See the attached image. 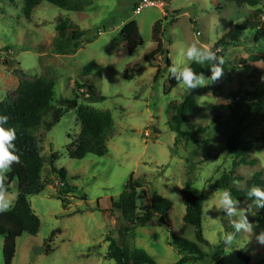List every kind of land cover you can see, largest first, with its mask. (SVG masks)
Instances as JSON below:
<instances>
[{
	"label": "rangeland",
	"instance_id": "374dc122",
	"mask_svg": "<svg viewBox=\"0 0 264 264\" xmlns=\"http://www.w3.org/2000/svg\"><path fill=\"white\" fill-rule=\"evenodd\" d=\"M74 1L79 2V10L41 1L27 17L23 0H0V102L8 104L16 99L21 79L44 77L53 82V99L44 120L62 100L76 96L78 103L107 111L111 119L107 153L102 156H68L66 145L80 131L73 109L64 111L49 130L41 124L35 131L41 153L45 158L51 152L57 155L53 165L67 172L66 181L75 191L66 194L64 207L57 196L59 183L45 164L40 173L43 190L28 197L40 220L39 231L32 236L20 230L11 264H114L105 257V238L111 236L120 242L115 223L124 221L111 201L118 199L131 175L140 184L135 195L137 209L147 206L153 192L170 201L165 214L168 227L154 216L146 226L131 228L120 243L144 249L156 264H171L182 255L169 243L173 232L204 253L201 260L185 264H213L212 256L219 249L222 264H264V246L256 242L255 235L235 232L231 224L232 219L241 218L239 209L245 208L249 220L264 227L259 214L247 201L245 206L238 199L240 204L234 205L237 215L228 217L221 206L224 191L212 186L234 159V154L226 152L227 124L240 129L241 138L255 144L247 155L254 164H239L234 169L232 178L239 179L231 181V188L237 190L255 172L264 182V105L259 111L249 107L264 97V38L254 41L255 29L248 28L224 56L213 47L255 8L262 9L264 18V0L255 5L247 0H162L164 7L146 6L137 13L133 10L136 0ZM61 20L68 22V38L74 29L82 35L64 41L67 51L56 54L53 42ZM130 20L137 22L143 39L132 53L119 36L121 27ZM156 21L160 23L161 53L148 63L144 56L156 48L152 37ZM74 42L79 45L75 51ZM193 43L197 48L207 45L223 58V76L193 90L180 84L169 86L166 57L178 68L195 63L186 56ZM90 62L95 67L85 75L83 70ZM210 65L206 62L202 66ZM83 82L91 83L103 98L91 101L76 85ZM190 91L195 92L196 105L181 125L182 130L193 133L191 141H185L168 123L174 113L171 104L181 103ZM198 127L203 128L199 133L195 132ZM187 181L202 196L201 229L208 245L199 243L195 228L183 221L185 206L180 190ZM258 187L264 190V184ZM7 194L13 204L15 182ZM5 214L0 213V219L15 222ZM255 224L254 234L259 232ZM225 232L235 233L231 245L224 243ZM2 243L0 237V264Z\"/></svg>",
	"mask_w": 264,
	"mask_h": 264
},
{
	"label": "trees",
	"instance_id": "16d2710c",
	"mask_svg": "<svg viewBox=\"0 0 264 264\" xmlns=\"http://www.w3.org/2000/svg\"><path fill=\"white\" fill-rule=\"evenodd\" d=\"M23 1V11L27 17H29L34 6L41 1H46L56 7L66 10H79L80 8L79 2L74 0ZM247 1L252 5L258 3V0ZM136 7L137 2H134L133 10H135ZM262 13L263 11L261 8H255L243 22L234 25L227 30L225 34L219 37L213 45L214 49H219L218 55L224 56L227 48L239 42L244 31L248 28L255 29L253 35L254 41L264 38V18H262ZM159 24V21H156L152 29V37L156 43V48L144 56V60L148 63L154 62L156 55L161 53ZM67 25L68 22L61 20L56 27L57 36L53 42L55 46L53 52L56 54L67 51L68 47L63 45L64 41L70 39L74 40L82 35L81 30L74 29L71 32V36L68 38L66 36ZM119 36L121 41L125 44L128 53L134 52L143 44V39L135 20H130L125 23L119 31ZM78 47V43L74 42L72 49L75 51ZM165 60L166 65L168 67L171 66L167 57ZM4 63H6V60H4ZM94 67L95 63L90 62L83 70V73L88 75ZM191 67L198 74L203 72L206 76L211 75L208 66L192 63ZM224 67L225 64H223V69H225ZM157 73L158 72H156V75ZM167 82L171 87L178 85L177 81L170 73L167 76ZM76 85L85 92V95L91 101L93 99L103 98L91 83L83 82L81 84L76 83ZM16 94V99L12 100L10 103L6 104L0 102V115L9 117L8 122L2 126L6 129H15L16 140L14 143L18 150L16 154L20 157L19 163H13L11 165V170L6 174L5 179L6 192L11 190L12 184L15 182L17 194L11 209L5 214L6 218L11 219L12 217L15 222L13 223L11 220L0 219V237L3 238V264H11L15 254L16 239L20 230L32 236L37 235L39 231L40 220L31 209L28 197L33 194H38L43 190L44 184L40 180V173L45 167V164L47 163L50 167V173L55 176L56 183H59L60 192L57 196L61 199L64 207L67 204L65 200L67 197L66 194L75 191V187L70 186L66 181L67 172L53 165L57 155L51 152L48 158H45L41 153V148L39 146L40 137H37L35 131L37 132L41 124L45 128V131L49 130L53 124L59 120L64 111L73 109L80 124V131L71 139L70 143L66 145V148L70 158L81 159L87 154L102 156L107 153L106 141L111 127V119L107 111H100L88 105L78 103V96L74 99L62 100L61 105L51 109L49 119L44 120V115L47 113V110H49L50 102L53 99V82L50 79L44 77H39L32 81L21 79L16 87ZM261 99L260 103L249 106L250 109L252 108L255 111H259L261 105H264V97ZM195 105V92L190 91L185 95L181 103L177 105L171 104L170 106L174 109V113L170 117L168 123L169 128L176 132L179 138L185 141H191L193 133L188 130H182L181 125L185 122L187 114L194 110ZM235 105H238V103H235ZM227 127L226 152L227 154H234V159L232 160L231 168L228 171H223L222 174L212 182V186L223 191L225 189L230 190L232 197L240 199L245 206H247L245 204V201H247L251 207L257 211L261 221L264 222V209L256 208V198L247 196V192L253 185L261 186L264 184L263 180L259 178L260 173L255 172L252 174V176L246 179L244 184L237 190L232 189L230 186L233 179H239L232 178V173L239 164H254V160H248L247 155L255 144L250 139H242L240 129L231 127V124H227ZM202 130L203 128L198 127L195 132L199 133ZM139 186V182L134 180L131 175L118 199L111 201V206L121 212V217L124 221V224L118 221L115 223L120 242H122L123 237L126 236L131 228L136 225L146 226L154 216L158 218L160 224L168 227L165 214L170 207V201L157 192H153L150 195L147 206L137 209L135 195L136 189ZM180 193L185 206L183 221L195 228V236L199 243L208 245L209 243L203 237L201 229L202 196L196 194L191 189L190 181L184 184ZM83 198H86V196L83 195ZM17 224L19 226H17ZM105 240L108 242L105 257L113 259L114 264H156L153 258L142 248L128 247L116 241L111 236H106ZM169 243L175 246L179 253L182 254L178 260L171 264H185L189 261L201 260L204 256V253L195 243L184 237L176 236L173 232H170ZM220 245H224V243ZM220 255L221 249L214 252L212 256L213 264H222Z\"/></svg>",
	"mask_w": 264,
	"mask_h": 264
},
{
	"label": "clouds",
	"instance_id": "9594fccd",
	"mask_svg": "<svg viewBox=\"0 0 264 264\" xmlns=\"http://www.w3.org/2000/svg\"><path fill=\"white\" fill-rule=\"evenodd\" d=\"M219 51V50H218ZM186 56L188 61L195 62L203 65L206 62H211L209 71L210 76H205L203 72L199 74L188 63L182 68H178L174 63L169 66L168 71L173 78L182 87L188 90L196 89L197 87H205L208 85L207 80H211L212 83L218 81L224 73L223 64L224 60L217 56L216 52H213L210 47L203 45L202 48H197L196 45L190 44L186 50ZM261 81L264 82V77H261ZM9 117L6 115H0V213L7 212L12 207V200L9 198L6 188L5 179L6 174L11 170L13 163H19L20 157L17 155V148L14 143L16 140V132L14 128H5L2 125L8 122ZM248 197H255V206L258 209H264V190L260 187L253 185L247 192ZM240 201L237 198H233L230 190L225 189L221 198V206L225 209L224 213L228 217L237 215V209L234 205H239ZM240 219H232L231 224L235 229V232H245L255 235L256 242L264 246V227H260L249 220V211L245 208L239 209ZM259 228V232L254 234L253 227ZM226 246L231 245L235 240V233L225 232L223 237Z\"/></svg>",
	"mask_w": 264,
	"mask_h": 264
},
{
	"label": "built area",
	"instance_id": "2783aa9c",
	"mask_svg": "<svg viewBox=\"0 0 264 264\" xmlns=\"http://www.w3.org/2000/svg\"><path fill=\"white\" fill-rule=\"evenodd\" d=\"M137 7L135 8L134 12H139L143 7L146 6H155V7H164V2L162 0H136Z\"/></svg>",
	"mask_w": 264,
	"mask_h": 264
},
{
	"label": "crops",
	"instance_id": "0c3cea01",
	"mask_svg": "<svg viewBox=\"0 0 264 264\" xmlns=\"http://www.w3.org/2000/svg\"><path fill=\"white\" fill-rule=\"evenodd\" d=\"M135 2V1H134Z\"/></svg>",
	"mask_w": 264,
	"mask_h": 264
}]
</instances>
